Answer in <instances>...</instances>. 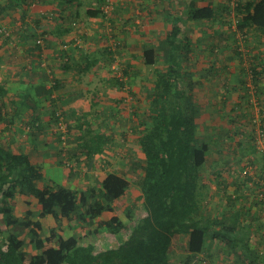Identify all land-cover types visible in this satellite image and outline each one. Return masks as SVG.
<instances>
[{
	"label": "crops",
	"instance_id": "0c3cea01",
	"mask_svg": "<svg viewBox=\"0 0 264 264\" xmlns=\"http://www.w3.org/2000/svg\"><path fill=\"white\" fill-rule=\"evenodd\" d=\"M192 1H196L199 6L212 2L214 6H221L223 9L229 5V0H34L26 6L24 17L14 10H8L0 15V82L13 83L14 86L16 84L15 87L20 88L21 91L24 90L21 94L25 92L38 94L39 104L32 103L31 107H36L37 110L34 109V111L42 115L44 125L51 123L53 112H56L61 119L59 125L53 127L48 125L39 132L35 127L32 129L30 124H27L28 118L23 117L20 120L14 115L13 123L9 128L6 123L0 122V142L5 143L15 152L28 154L33 164L39 166L44 175L59 186L83 190L92 185L95 180L105 179L109 172L127 174L133 171L136 174L137 169L133 162L143 160L145 157L141 150L140 137L144 130L141 122L146 118L148 111L146 107L142 108V103L146 102V98L150 99L146 97L144 84L149 86L150 92L153 91L152 84L143 81L141 77L147 73H153L155 76L157 70L168 67L161 58L153 65L147 66L143 51L149 46H154L159 51L160 46L173 32L174 21L179 20L183 35L190 40L193 48L191 60L185 62L183 67L193 73L191 81L198 83L193 94L198 108L201 109L198 120L199 132L201 134L205 132L214 150L213 157L208 163L214 159L215 165H222L221 168L211 169L205 176L206 178L209 175V181H218L210 187L219 194V197L214 199L212 208L217 210L219 208L217 203L225 201L223 200L225 192L219 182L229 185V193H233L235 189L234 185L229 184L230 182L242 183L241 180L246 171L239 176L237 173L230 172L233 170L226 171L223 167L227 163L238 165L239 161L243 166L255 167L249 172L251 178H244L248 182L242 185V190L244 189L250 195L249 202L246 203L248 198H245L244 202L239 200L236 208L246 205L249 208L248 211L254 216L255 213H260L262 202L259 201L257 192L262 189L261 183L264 182V154L261 151L255 154L254 150L258 147L253 144L249 159L242 154L239 155L238 152L237 161L227 162V158H236V142L233 137H231L233 141H230V145L226 141L232 133L229 127L218 130L217 126L223 122V119H225L224 124L236 126L242 119L251 116L255 133L258 128L264 133V107L262 106L264 82L260 83L261 76L264 75V35H256L254 28H245V34L237 26L239 17L234 8H231L229 14L225 12L226 9H222L217 21L189 20L187 6ZM92 8L100 10L98 16L89 15L88 12ZM228 17H233L236 27L224 22L208 30L207 35L216 37V41H212L213 45L220 42L221 36L225 38L224 43L231 42L225 50L232 56V59L225 63L218 61L216 65L221 69L217 77L211 79L207 69L215 60L211 55L212 44L207 47L196 46L192 40L193 35L199 38L201 33H197L205 30L204 25L226 21ZM245 38H248L249 42L244 43L245 49L240 46V56L239 53L234 52L235 45L239 44L240 40L245 42ZM38 39H41L40 43H37ZM235 39H238L237 43L232 44ZM106 47H109V54L104 50ZM216 47L215 54H223L224 48ZM159 54H161L160 51ZM97 59L98 63L93 66L92 62ZM89 64L91 65L88 69ZM253 65L261 71L258 83L253 81L251 71ZM117 67H129L136 70L134 76L126 83L127 89L119 88L110 76V69ZM57 79L61 86L54 91L52 99H45L44 91L40 86L45 85L49 89ZM151 80L153 81L154 77ZM26 87L29 88L28 91ZM96 93L98 95L94 97ZM7 99L15 100L12 96ZM94 100L97 101V105L93 107ZM202 100L205 101L202 102ZM236 102H241L242 106L236 107L234 104ZM5 111L13 112L11 106ZM30 112H26L27 117L31 115ZM208 112L209 120L202 121ZM79 117H87L84 119L86 121L89 119L91 124L87 121L83 128L79 127L82 123ZM236 118L237 122L231 123V120ZM94 121H100V125L105 122L106 124L97 131L109 136V142H106L104 151L100 153L106 158H101L102 162H100L96 160L99 159V154L96 155L94 158L98 161L96 167H94L95 162L87 158L88 153L84 155L86 161H82L83 152L80 151L82 149L76 141V138L89 126L96 129L93 125ZM203 123H205L204 127H202ZM236 130L240 132L238 128ZM59 131L65 132L62 137ZM34 132H37V135ZM120 154L124 159L128 156L126 162L118 160ZM116 156L118 159L115 162ZM88 163L90 167L87 166ZM80 164L84 166L81 170L77 166ZM118 164L121 166L126 164L128 168L123 172L124 166L118 168ZM84 169H96L89 173L91 180L87 179L88 175L84 173ZM217 169H223V174L219 176L213 174ZM232 174L238 180L234 179L235 176ZM133 178H135L132 179L134 187L130 191L132 193L133 190L135 193L139 191L138 196H142L139 176L136 175ZM205 178H203L204 181ZM129 194L131 193L128 191L126 196ZM256 202H261V205ZM13 203L18 217L24 216L29 209L38 208V200L33 196L19 194ZM208 207L211 208V205ZM114 215L122 219L116 210L106 212L96 220L102 221ZM72 217L75 216L61 215L55 218L47 214L41 215L39 220L43 226V234L46 235L49 228L57 227L59 224V231L64 236L74 232L80 234L83 229L81 225L79 227L71 225L74 222H70L73 220ZM263 221L264 215L263 218L258 219L257 223L251 220V224L259 228V224H263ZM177 237L174 238L173 245ZM254 242L253 246L257 244L256 241ZM27 250L29 253H34L31 243H27Z\"/></svg>",
	"mask_w": 264,
	"mask_h": 264
},
{
	"label": "trees",
	"instance_id": "16d2710c",
	"mask_svg": "<svg viewBox=\"0 0 264 264\" xmlns=\"http://www.w3.org/2000/svg\"><path fill=\"white\" fill-rule=\"evenodd\" d=\"M33 1L0 0V15L14 10L24 17L26 6ZM187 7L189 20L217 21L223 9L221 6H214L212 2L199 6L196 1H192ZM231 8L237 10V26L243 32L245 28H254L256 35H264V0H229V5L223 10L226 9L225 12L229 14ZM99 11L92 8L88 13L96 17ZM226 21L229 24L233 22L232 19ZM224 39V36H221L220 42L210 47L213 51L211 55L215 59L207 69L211 79H215L221 69L216 65L218 61L225 63L232 59L231 54L225 50L231 42L224 43ZM245 39L244 43L249 42L248 38ZM237 41L238 39H235L233 43L236 44ZM216 46H220L219 49L224 48L223 54H215ZM160 47L161 54L154 46H149L143 51L147 66L153 65L161 58L168 67L155 72L153 91L150 92L149 86L144 84L146 97L150 99H145L148 112L141 122L144 130L140 144L145 157L133 162L137 171H142H136L142 192V216L132 225L117 215L106 217L102 221L96 220L106 212H115V203L134 187V182L126 174L109 172L105 179L95 180L83 190L59 186L46 177L39 166L33 164L28 154L15 152L0 142V264H173L171 246L177 236L187 238L181 264H192V260H197L200 264L260 262L259 252L252 245L255 241L252 234L256 232L252 228L251 220L257 222L263 218L264 202L259 200L262 205L261 202H256L261 205L262 210L255 213V216L248 211L246 205L236 208L239 200L244 202L245 198L249 197L245 190H242V185L248 182L244 178H251L250 173L246 171L243 175L239 167L230 169L233 170L230 172L243 175L242 183L230 182L235 189L233 193H229V185L219 182L225 192L224 203L218 202L219 208L213 209L220 215L219 219L208 209L209 205L215 203L214 199L219 197L218 191L208 188L207 181L203 179L205 167L209 164L214 150L205 132H199L201 109L198 108L193 94L198 83L191 81L193 73L183 67L185 62L191 60L193 48L190 40L183 35L179 20L174 21L173 32ZM235 48L234 52L241 56L238 43ZM104 50L108 53L109 47ZM97 63L98 59L94 60L92 65ZM110 70L113 72L114 83L121 89H127L126 83L136 72L129 67ZM251 71L254 83H258L261 71L255 65ZM147 75L148 73L141 77L143 81H146ZM15 86L13 83L0 82V122L6 123L9 128L14 115L20 120L23 117L28 118L27 124L39 132L48 125H59L61 119L56 112H53L51 123L44 125L42 115L34 111L36 107H31L32 103L39 104L38 94H21V89ZM60 86L61 83L57 79L51 88L47 89L45 85L40 88L44 91L45 99H52L54 91ZM97 95L96 93L94 97ZM10 96L15 100H8ZM234 104L236 107L242 106L241 102ZM95 105L97 101L94 100L92 106ZM9 106L12 107V113L5 111ZM26 112L31 115L27 117ZM84 118L87 117H79L81 128L89 122V119L86 121ZM54 122L56 124H53ZM235 122L237 118L231 120V123ZM235 132L238 133L237 130ZM63 133L65 132L59 131L60 137ZM34 134L37 135V132ZM263 135H255L253 138L258 147L254 150L256 154L258 151L264 154V141L263 144L259 141L264 140ZM108 137L89 126L76 141L80 144L82 152L89 154L87 158L91 160L104 151L106 142H109ZM213 174L222 175L223 169H217ZM261 185L260 191H264V185ZM19 194L35 197L38 200V208L29 209L24 216L18 217L13 200ZM129 212L131 210L127 211ZM43 214L55 218L73 215L86 234L82 236L74 232L64 236L59 231V224L49 228L44 235L39 220ZM128 216L131 220L135 217L134 214ZM93 220H96V228L92 227ZM259 226L264 227V222ZM102 229L108 236L117 239L126 231V237H120L115 244L113 241L110 245L97 248L96 242H90V236L99 234ZM27 243L33 246V254L27 250ZM216 243L221 248L218 252L219 258H216L217 255L213 256L210 253L211 248L209 249Z\"/></svg>",
	"mask_w": 264,
	"mask_h": 264
},
{
	"label": "rangeland",
	"instance_id": "374dc122",
	"mask_svg": "<svg viewBox=\"0 0 264 264\" xmlns=\"http://www.w3.org/2000/svg\"><path fill=\"white\" fill-rule=\"evenodd\" d=\"M230 19H233V17L232 18H230V17H228V20H230ZM223 20V19H222ZM224 22L226 23L227 21H218L217 23H214V24H210V25H204L203 26V28H205V30L204 31H200V32H198L197 34H199V33H201V36L199 37V38H197L195 35H193L194 37H193V41H194V43H196V46H200V47H207V46H210L211 44H212V41H216V37L214 36L213 38L212 37H210L209 35H207V34H209L208 33V30L209 29H211L212 30V28H216V25H220V23H222V24H224ZM227 24H229V23H227ZM231 25H233V27H236V21L233 19V22H232V24ZM228 25H226V27H227ZM210 30V31H211ZM193 34H195V32L193 33ZM232 44H233V42H232ZM239 45L242 47V48H244L245 49V47H244V41H242V40H240V43H239ZM124 48V47H123ZM122 48V49H123ZM156 71V70H155ZM147 72H151V71H149V70H147ZM112 74H113V72L111 71V74H110V76H112ZM147 77V79H146V81L145 82H147V83H149V84H152V78L154 77L153 76V73L152 74H150V73H148V75L146 76ZM261 81H260V83L262 84L263 82H264V75H262L261 76ZM26 90L28 91L29 90V88L28 87H26ZM204 90V89H203ZM24 90H22L21 92H23ZM20 93V92H19ZM206 95H207V93H206ZM263 97V96H262ZM262 99V98H261ZM203 101H205V100H202V102ZM147 104H146V102L144 101L143 103H142V108L143 107H146L147 108ZM262 106L264 107V104L262 103ZM256 110V112H257V109H255ZM209 118H210V116H209V112L207 113V116L206 117H204L203 119H202V121H208L209 120ZM258 118V117H257ZM261 118V117H260ZM97 119H99V117H97ZM212 120H214V118H212ZM211 120V121H212ZM223 122L222 123H220L219 124V127L217 128L218 130H220V128H222V127H229V130L230 131H232V133L231 134H229V136H228V138H226V141H228V144L230 145V141H233L232 140V138L230 137V136H232L233 137V139L235 140L234 142H236V144H235V148H236V158H234V159H230V158H227L226 159V161L228 162L229 160H233V161H237V158H238V156H237V154H238V152L240 153L239 155H243V156H245V158L246 159H249V157L251 156V150H252V145L253 144H255V140L253 139L254 137H255V135H257V137H258V135L259 134H261V132H260V128H258V130H257V133H255L256 131H254V125H253V123H252V117L251 116H247V117H245L244 119H242L241 120V122H238L237 124H236V126H234V125H226V124H224V121H225V119H223L222 120ZM98 122V123H97ZM97 122H95L94 121V123H93V125H94V127L96 126V129L97 130H100L101 129V126L102 125H104V124H106L105 122L104 123H101V125H100V121H97ZM111 124V123H110ZM228 124V123H227ZM116 126V125H115ZM100 128V129H99ZM236 128H238V131H241L243 128V132H240V134H239V132L238 133H236L235 131H236ZM213 135V134H212ZM259 141H260V139H259ZM261 144H263V142L261 143ZM236 145H237V147H236ZM256 145V144H255ZM114 150V149H113ZM80 151H82V150H80ZM115 152L117 153V148L115 149ZM259 152V151H258ZM260 153V152H259ZM262 153V152H261ZM256 154V153H255ZM85 155V153H83V156H82V161H86V156H84ZM98 157H99V159H96V160H98V161H100V162H102V160H101V158H103V159H105L106 157L105 156H103L102 154H99L98 155ZM213 157V153H212V155H211V157L210 158H212ZM235 157V156H234ZM95 157H93L91 160H89V161H93V162H95L94 163V167H96V162H98V161H96L95 159H94ZM126 159H124V158H122L121 157V154H120V157H119V159H118V157L116 156L115 157V162L117 161V159L118 160H120V162H122L123 160L126 162L127 161V159H128V156H126L125 157ZM122 159V160H121ZM214 160V159H213ZM213 160H211V162L209 163V164H207L206 165V167H205V170H204V177L207 175V173L208 172H210V170L211 169H213V170H215V167H218V168H221V164L220 165H215V163L213 162ZM241 163V162H240ZM240 163H238V165H235L234 163H232V164H228L227 163V165H223V167H225V169H226V171H228L229 169H233V168H237V167H239L240 168V172H242V171H248V172H250V171H253L254 170V167L255 166H253V168H250V165L249 166H247V165H245V166H243L242 164H240ZM82 164H84L83 162H82ZM82 164H80V165H77L78 167H80L79 168V170H81L82 169V167H84ZM219 164V163H218ZM87 166L88 167H90V164L88 163L87 164ZM87 166H85V168L87 167ZM117 166H119L118 168H120V167H123V168H125L124 170H123V172L124 171H126V169L128 168V165H123V166H121V164H118ZM116 166V167H117ZM227 167H228V169H227ZM91 169V168H90ZM90 169H84V173H86V175H88V180H91V178H89V173H91V172H94L96 169H93V170H90ZM88 170H90V171H88ZM129 170H130V168H129ZM130 173V172H129ZM129 173H127L126 175L130 178V179H135V178H133L134 176H136V174L132 171L130 174ZM133 176V177H132ZM209 176V175H208ZM208 176L205 178L206 180L205 181H207V183H208V188H210V187H213V185H215V184H217L218 183V181L216 180V181H209V179H208ZM137 180V179H136ZM92 182V181H91ZM139 187V186H138ZM138 187H136V188H138ZM211 189V188H210ZM213 189V188H212ZM136 191V190H135ZM129 192L131 193V194H129L128 196H126V195H124L123 197H121L116 203H115V208H116V210L119 212V214L121 215V217H122V219L123 220H125L126 222H128V224H130V225H132V224H134L135 222H136V220L138 219V218H140V216H142V214H143V207H142V196H138V192H134V190H133V193L129 190ZM246 194L248 195V196H250L247 192H246ZM249 202V198H248V200H247V202L246 203H248ZM212 205H214V203L212 204ZM211 205V208L210 207H208V209L211 211V213L212 214H214V215H216V218H218L219 219V217H220V215L219 214H217L214 210H213V206ZM115 210V211H116ZM129 210H131V212H129V213H127V211H129ZM129 214H134V219L133 220H131V219H129ZM262 214V213H261ZM217 215H218V217H217ZM263 216V215H262ZM102 216H100V218H101ZM73 218V220H71L70 222H73V223H71V225H74L75 227H79L80 225V223L77 221V219H75V217H72ZM75 219V220H74ZM96 220H93V222H92V227L93 228H96V225H97V223L95 222ZM95 222V223H94ZM264 222V221H263ZM257 223V222H256ZM255 225V224H254ZM253 225V226H254ZM253 228V230L256 232V233H253L252 235H253V238L254 239H260V240H262V238H264V227H259V228H257V227H252ZM83 232V233H82ZM82 236H85V234H84V229L81 231V233H80ZM124 235H126V231L124 232V233H121V235H120V237H122V236H124ZM120 237L118 236V239H116V237H113V236H108V234H107V232L105 231V230H101V232L98 234V233H94V235L92 234V236H90V242L91 241H93V242H96V244H97V248H102L103 246H105V245H110V244H112L113 243V241H114V243L113 244H115V242H117L118 240H120ZM126 236H124V237H122V239H124ZM86 238H87V236H86ZM89 239V238H88ZM186 236H181V237H177V239H176V242L174 243V245L173 246H171V250L173 251L172 252V263L173 264H181L182 263V255L185 253V244H186ZM259 245L261 244H263V243H261L260 241H256ZM260 242V243H259ZM255 243V242H254ZM253 243V244H254ZM253 248H255L257 251H258V249H259V247H257V245H254L253 246ZM219 250H221V248H220V245L218 244V243H216V244H213L212 246H211V250H210V253H212V255L213 256H216V258H219V255L220 254H218V252H219ZM236 257V256H235ZM192 264H199V263H197V260H192Z\"/></svg>",
	"mask_w": 264,
	"mask_h": 264
},
{
	"label": "built area",
	"instance_id": "2783aa9c",
	"mask_svg": "<svg viewBox=\"0 0 264 264\" xmlns=\"http://www.w3.org/2000/svg\"><path fill=\"white\" fill-rule=\"evenodd\" d=\"M40 42L41 41L38 40V43H40ZM262 184L264 185V182ZM257 193H258L259 200L264 202V191H258ZM255 241H261V243H263L262 245L261 244L259 245L257 243L258 244L257 247H259L258 252H259V255L261 257L260 262L258 264H264V238H262V240L255 239Z\"/></svg>",
	"mask_w": 264,
	"mask_h": 264
},
{
	"label": "clouds",
	"instance_id": "9594fccd",
	"mask_svg": "<svg viewBox=\"0 0 264 264\" xmlns=\"http://www.w3.org/2000/svg\"><path fill=\"white\" fill-rule=\"evenodd\" d=\"M262 133H263V132H261V135H263ZM263 136H264V135H263ZM263 215H264V214H263Z\"/></svg>",
	"mask_w": 264,
	"mask_h": 264
}]
</instances>
